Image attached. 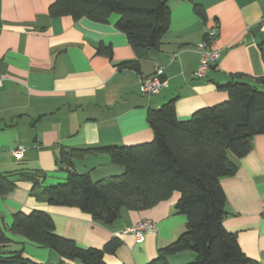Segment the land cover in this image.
Instances as JSON below:
<instances>
[{"label": "crops", "instance_id": "1", "mask_svg": "<svg viewBox=\"0 0 264 264\" xmlns=\"http://www.w3.org/2000/svg\"><path fill=\"white\" fill-rule=\"evenodd\" d=\"M53 0H0V175L14 182L11 192H0V257L21 251L38 263L75 264L58 252L11 231L16 213L42 210L53 217L56 232L82 247L103 248L111 238L121 245L104 259L108 264H145L186 231L187 217L177 211L181 197L152 208H121L113 224L96 222L76 206L49 204L43 189L66 182L70 169L61 166V152L108 145H134L153 140L148 115L176 99V111L188 119L198 109L229 99L222 87L232 80L248 81L264 89V0H169L171 19L158 48L138 59L127 34L114 24L71 15L52 17ZM207 17H200L194 3ZM260 27L256 36L243 41ZM221 55L204 76L198 47L209 33ZM111 48L102 54L100 47ZM138 60L134 68L121 64ZM121 64V65H120ZM163 71L166 84L158 94H144L141 78ZM244 157L231 159L237 169L224 176L228 231L238 235L240 247L264 264V132L253 139ZM23 147L22 156L14 151ZM71 169L100 180L125 171L111 156L97 150L77 151ZM33 175L40 185L35 186ZM150 219L155 229L137 241L128 229ZM186 250L169 256L171 264L194 260Z\"/></svg>", "mask_w": 264, "mask_h": 264}, {"label": "trees", "instance_id": "2", "mask_svg": "<svg viewBox=\"0 0 264 264\" xmlns=\"http://www.w3.org/2000/svg\"><path fill=\"white\" fill-rule=\"evenodd\" d=\"M168 1L53 0L49 13L52 17L71 15L76 20L87 17L101 24L109 22L112 14H118L114 25L127 34L141 60L149 56V49L160 46L169 28ZM194 8L200 17H207L203 4L195 2ZM260 45H264V40ZM98 52L112 54L107 46L100 47ZM128 63L138 67V60L121 64ZM258 82L264 83V76ZM222 87L228 91L227 101L198 109L188 119L178 116L175 98L150 110L148 121L154 138L149 142L64 150L60 163L70 169V175L66 182L43 189L46 200L49 204L79 207L96 222L113 224L120 218L122 207L134 211L149 209L179 191L176 208L187 217L186 231L145 264H171L170 255L186 250L196 254L186 264H261L244 252L238 235L224 226L227 198L221 179L237 169L231 155L244 157L252 150L254 137L264 132V90L238 80ZM88 150L109 154L125 171L121 176L100 180H94L89 172H74L73 156L77 151ZM37 178L33 175L35 186L40 185ZM14 186L13 181L0 175L1 193L11 192ZM50 215L42 210L20 211L13 217L11 231L55 250L75 264H108L104 255L121 245L120 239L111 238L103 248L82 247L58 234ZM0 264L63 263H38L17 251L0 257Z\"/></svg>", "mask_w": 264, "mask_h": 264}, {"label": "built area", "instance_id": "3", "mask_svg": "<svg viewBox=\"0 0 264 264\" xmlns=\"http://www.w3.org/2000/svg\"><path fill=\"white\" fill-rule=\"evenodd\" d=\"M214 31H211L209 33L210 38L209 41L205 40L202 43L199 44V48H200V52H201V62H200V66L199 69L196 73H198V75L200 76H204L210 69L211 65L218 60V58L221 55V52L219 49H217L216 47H213L214 44V40H213V36ZM162 73L163 71L161 69H157L154 74H149L148 76H144L141 78V88L144 94H149V95H153V94H158L161 89L162 86H164L166 84V79L162 77ZM5 76L0 74V87L3 85V80H4ZM24 152V148L23 147H19L14 151V154L17 157H21L22 154ZM262 209V213L264 216V201H263V205L261 206ZM155 229V225L153 223V221H151L150 219H146L143 221H140L139 223L132 225L128 230L133 232L136 236L137 241H143L145 234L147 232H150L152 230Z\"/></svg>", "mask_w": 264, "mask_h": 264}, {"label": "water", "instance_id": "4", "mask_svg": "<svg viewBox=\"0 0 264 264\" xmlns=\"http://www.w3.org/2000/svg\"><path fill=\"white\" fill-rule=\"evenodd\" d=\"M260 30V27H255L253 30L248 32L247 36L243 39V41L248 40L249 37L251 36H256V32Z\"/></svg>", "mask_w": 264, "mask_h": 264}, {"label": "rangeland", "instance_id": "5", "mask_svg": "<svg viewBox=\"0 0 264 264\" xmlns=\"http://www.w3.org/2000/svg\"><path fill=\"white\" fill-rule=\"evenodd\" d=\"M260 90H264V89H262V88H259ZM189 262H191V261H189ZM186 263H188V262H186ZM186 263H184V264H186Z\"/></svg>", "mask_w": 264, "mask_h": 264}]
</instances>
